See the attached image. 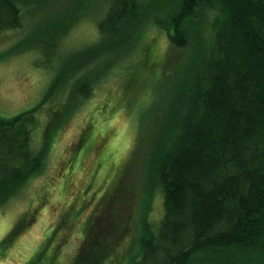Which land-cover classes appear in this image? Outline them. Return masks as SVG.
I'll return each mask as SVG.
<instances>
[{"label":"trees","instance_id":"16d2710c","mask_svg":"<svg viewBox=\"0 0 264 264\" xmlns=\"http://www.w3.org/2000/svg\"><path fill=\"white\" fill-rule=\"evenodd\" d=\"M84 20L96 36L67 45ZM17 28L0 60L34 51V67L50 77L36 106L0 114V207L55 165L39 187L67 208L53 235L93 203L66 264H264V0H0V37ZM127 70L133 79L119 81ZM111 77L118 82L98 100L111 105L86 110ZM131 114L137 127L107 182L96 161L117 134L109 124ZM79 117L76 137L49 162ZM60 245L45 244L27 264H57Z\"/></svg>","mask_w":264,"mask_h":264},{"label":"rangeland","instance_id":"374dc122","mask_svg":"<svg viewBox=\"0 0 264 264\" xmlns=\"http://www.w3.org/2000/svg\"><path fill=\"white\" fill-rule=\"evenodd\" d=\"M91 1V0H87ZM99 1L100 3H107L111 0H92ZM103 1V2H102ZM160 1V0H156ZM94 23L89 20H84L79 26L76 27L67 37V45L79 44L85 41H89L96 36ZM21 29H15L7 31L0 37V52L7 50L8 48L15 46V42L19 39ZM36 54L34 51H25L22 53H13L3 60H0V114L5 116H11L28 108L36 106L40 103L43 94L47 88L49 82V73H44L34 67L33 60ZM138 54L133 60L139 58ZM133 74L130 70L122 73V78L119 81L130 82L133 79ZM118 82L117 78L111 77L100 84L96 90L95 98L92 102H89L87 107L90 110L91 106H94V110L101 113L105 105H111L110 99H104L102 103L98 101L104 94H107L109 88H113ZM96 102V103H95ZM44 104L38 112L39 125L32 131V145L35 146L41 143L43 139L44 124L47 123V114L44 113ZM130 113H136L131 111ZM79 118H75L71 121L70 127L62 132V134L56 138L53 143V150L48 157V161H52L53 155L60 149L69 144L77 133L79 128ZM124 122V118H116L109 124V128H115L116 133L113 135L109 143L107 144V154H103L98 157L96 164L99 165V172L107 176L106 181H109L108 175L112 168L121 159V155L126 150L127 142L132 138L135 132L136 115H129V119L125 121L126 127H120V123ZM137 127V123H136ZM103 124L98 125L96 129V135L94 138L98 139L102 134L100 131L104 130ZM105 133V132H104ZM103 145L100 141L97 142ZM86 145V144H85ZM109 155V157H108ZM49 164H47L48 166ZM55 165L49 170L48 176L53 173ZM48 176L44 177L47 178ZM44 178H38L35 181H31L26 190L22 192L18 197L11 198L4 206L0 207V264H27L28 261L37 255L40 249L48 243L50 247L58 246L59 242V255L57 258V264H66L71 261L75 255L78 246L81 241L79 226L88 213L92 211L93 203L86 206L83 214L77 220L71 221L69 225L63 227L57 238L54 234V227L58 226L62 215H66L67 208L65 202L61 200V197L52 198L48 189L41 194L40 184L43 186ZM52 181V180H51ZM50 181V182H51ZM71 182H69L70 184ZM43 184V185H42ZM79 187V186H78ZM78 188H74L68 194L71 201H75V198L79 196ZM62 196V195H61ZM38 199L36 202L33 199ZM83 202V201H82ZM81 202V203H82ZM80 203V204H81ZM35 205L34 212L29 215V209ZM162 212V198L159 196L155 200V208L153 215L159 214V208ZM121 211V209H120ZM27 213V217L24 215ZM32 214H34L32 218ZM25 217L27 222H31L29 226L20 234L14 242L1 254L5 249L1 241L12 229L16 222ZM32 218V219H31ZM26 222V220H25ZM81 238V239H80ZM59 241V242H58ZM129 260V259H128ZM123 264H130L125 257L122 258Z\"/></svg>","mask_w":264,"mask_h":264}]
</instances>
